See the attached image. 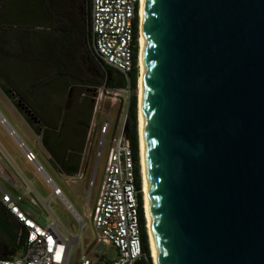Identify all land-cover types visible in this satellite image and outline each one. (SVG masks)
Listing matches in <instances>:
<instances>
[{
    "label": "water",
    "instance_id": "1",
    "mask_svg": "<svg viewBox=\"0 0 264 264\" xmlns=\"http://www.w3.org/2000/svg\"><path fill=\"white\" fill-rule=\"evenodd\" d=\"M142 78L158 264H264V0H144Z\"/></svg>",
    "mask_w": 264,
    "mask_h": 264
},
{
    "label": "built area",
    "instance_id": "2",
    "mask_svg": "<svg viewBox=\"0 0 264 264\" xmlns=\"http://www.w3.org/2000/svg\"><path fill=\"white\" fill-rule=\"evenodd\" d=\"M140 6L141 0H90V51L98 62L120 73L127 83L124 88L109 89L103 84L93 88L92 126L96 124L94 114L98 102L106 95L115 96L117 92L122 91L125 93L128 105L129 74L135 66H138ZM126 117L127 106L122 113L119 129L113 132L109 140L104 177L93 210L88 215L94 236L93 245L113 246L116 257L102 261V255L95 253L89 255L85 251L77 256V264H133L143 255L142 227L139 221V196L141 195L142 198V192L141 187L138 188L136 184L135 162L130 139L125 130ZM108 128L109 117H106L101 123L102 141L107 135ZM37 138H40V135ZM18 145L24 148L21 142ZM97 156H100V150ZM24 157L43 176L45 184L51 189L52 196L59 198L66 209L73 213L81 232V227L85 224L84 219L65 202L61 189L44 172L43 167L37 162L35 153L25 147ZM64 177L72 182L81 178L82 173L77 172ZM13 183L15 184L14 181ZM24 200L32 206H39L32 195H27L26 192L12 195L0 184V208H5L18 223L17 240L22 237L15 253L0 257V264H68L70 253L75 254L77 249L76 245L72 244V234L64 228L60 229L55 221L46 219L45 223H40L36 216L46 218L44 210L41 208L40 213H35L31 209L22 208L20 203ZM40 201L47 205V201Z\"/></svg>",
    "mask_w": 264,
    "mask_h": 264
},
{
    "label": "trees",
    "instance_id": "3",
    "mask_svg": "<svg viewBox=\"0 0 264 264\" xmlns=\"http://www.w3.org/2000/svg\"><path fill=\"white\" fill-rule=\"evenodd\" d=\"M83 1L27 0L28 6L23 9L21 13L23 19H20L15 11L17 6L21 5L20 0H0V39L10 37L8 31L3 27L4 25L10 27L31 20L33 23L31 25L41 27L42 31L40 32L20 30L23 33V42L25 43V65L30 71L25 73L23 83L17 85L11 79L9 83L11 90L18 94L20 104H23L30 113L29 121L37 124V127L35 126L36 132L40 135V142L43 147L58 166V170L66 175L79 171L87 127L92 116L91 88H96L102 84L109 89L124 88L127 85L120 73L98 62L93 57L89 48L90 0H86V9L83 7ZM74 39L82 44L81 53L79 52L81 58L90 65H95L98 75L86 74L81 67L76 65L77 58L73 49H70ZM36 42L38 43L37 53L39 52V57L34 59L33 46ZM9 46L10 49L15 48L11 46V42H9ZM2 48L3 45L0 42V52H2ZM21 52V49H19V55ZM75 66L81 68L79 73H76ZM9 68L10 64L2 61L0 73L5 76ZM50 69L53 70L51 74L47 72ZM137 75V67L135 66L129 74L130 97L127 105L125 130L130 139L135 162L136 184L140 188L136 109ZM55 77H59L62 82V88L59 91L47 88L51 85L50 83L56 81L54 80ZM84 77L86 79H83ZM81 84L88 85L90 88L84 94L87 102L82 103L77 99L72 103L73 93L79 96L81 92L78 90L75 92L76 87ZM89 96L91 98L88 101ZM139 201L143 255L133 264H152L149 256L141 195ZM18 231L19 228L16 233V248L22 241V237L17 240ZM13 252L14 250L7 247L0 229V257L8 256Z\"/></svg>",
    "mask_w": 264,
    "mask_h": 264
},
{
    "label": "rangeland",
    "instance_id": "4",
    "mask_svg": "<svg viewBox=\"0 0 264 264\" xmlns=\"http://www.w3.org/2000/svg\"><path fill=\"white\" fill-rule=\"evenodd\" d=\"M19 6L16 8V15L20 19H23V15L21 14L23 9L28 6L27 0H20ZM20 13V14H19ZM33 24L31 20L26 21L24 23H17L16 25H12L9 27V25H4V29L8 31L9 40L12 44L11 46L21 49L22 59L19 58L18 66H19V72H22L25 76V73H28L30 69L26 67L25 62V43L23 38V33L20 30H30L35 32H40L41 27L31 25ZM19 31V32H18ZM14 35V36H12ZM34 41H36L34 39ZM21 44V46H20ZM20 46V48H19ZM37 47L38 43L33 46V57L36 59L38 56L37 53ZM5 49L7 51L6 58L7 60H10L12 56V49H10V46H5ZM70 49L74 51V54L76 56V65L78 67H81L84 73L86 74H93L95 67L93 65H90L85 62L81 57L82 50V44L77 40L74 39L72 41V46ZM31 59V58H29ZM22 60V61H21ZM9 70L12 68L11 63ZM76 73H79L81 68H77L75 66ZM54 69V68H53ZM90 69V70H89ZM93 69V70H91ZM52 69L47 70L48 73H52ZM49 74V75H50ZM137 74H138V66H137ZM55 82L50 83L47 88L50 90H60L62 88V82L59 80V77H55ZM58 80V81H57ZM77 84V83H75ZM77 89L75 92L83 91V87H76ZM137 88V87H136ZM84 92V91H83ZM82 92V93H83ZM80 94V96H77L75 93H73L72 96V103H74L77 99L78 101H81L82 103H86L87 99L86 96H83V94ZM91 96L93 95L91 91ZM78 97V98H77ZM90 96L88 97V101L90 100ZM137 100V97H136ZM93 106L94 102L92 101ZM127 106V100L125 97V93L122 91L117 92L115 96L113 95H106L102 98L101 101L98 102L97 105V111L94 114V117L96 119L95 126L91 125V119L89 121L88 127H87V133H86V139L84 143V147L81 153V160H80V166L79 171L82 173V177L79 179H76L75 181H67L64 177L66 174L59 171L52 161L43 160L41 161L46 173L53 179L55 184L61 189L65 199L70 204L72 209L78 213L85 221V224L81 227V232H79V223L75 219V216L72 212H70L68 209H66L65 204L57 197L52 196V192L49 186H47L44 182L43 176L38 172H33V175L30 174L29 169H24L23 167L19 166L21 180L24 182L25 185L28 186V183L31 185L32 188L30 193L32 196L38 201L40 209L42 208L44 215L46 218H39L40 223H45L46 219H49V221H55L57 226L60 229H65L68 233L72 234V244L73 246L76 245V253L73 254L70 253V258L68 261V264H77L76 259L77 256L80 255L83 252H87L89 255L92 253H95L99 256L102 255V261L104 259H114L116 257V250L111 245H103L99 249H95V245H93V231H91V220L88 218L89 213L92 212L95 200L98 194V191L100 189L103 177H104V165H105V159L106 154L109 146V140L111 139L113 132H115L120 127V120L123 111L126 109ZM93 109V108H92ZM137 109V108H136ZM106 117H109V128L107 135L102 141L103 135L100 133L101 129V123L103 120L106 119ZM116 127V129H115ZM3 129L2 126H0V130ZM138 136V132H137ZM102 141V146L100 145V142ZM34 144L38 147L40 146V142L37 138H34L33 140ZM100 150V156H97V152ZM139 152V147H138ZM139 172H140V164H139ZM72 175V174H70ZM141 178V177H140ZM141 182V181H140ZM40 200L47 201V205L42 203ZM87 200V203H86ZM33 210L38 211V209L35 206H32ZM149 247V245H148ZM72 259V260H71Z\"/></svg>",
    "mask_w": 264,
    "mask_h": 264
},
{
    "label": "crops",
    "instance_id": "5",
    "mask_svg": "<svg viewBox=\"0 0 264 264\" xmlns=\"http://www.w3.org/2000/svg\"><path fill=\"white\" fill-rule=\"evenodd\" d=\"M8 40L9 38L0 39L1 45H3V48L1 49L2 52H0V64H2L3 61L6 63H11L12 65L11 70L6 71L5 76L0 73V120L2 121L0 122V126H2L3 128L0 130V184L12 195H16L21 192H26L27 195L31 196L32 194L30 193V188L32 187L29 183L28 186L25 185L24 182L21 180V177L19 176L20 169L18 168L19 166H21L24 169H29L30 174L32 175L34 171L37 172L35 170L34 165L26 161L24 157L25 147L35 153L37 162L42 167V159L52 161L57 169L58 166L55 164L50 154L43 147L42 143L40 142V138H37V124L35 122L32 123L29 121L28 117L30 113H28L27 108L23 104H20L18 94L11 90L12 88L9 83L10 79L11 81H13V83L18 85L23 83L24 75L22 72H19L18 61L20 57V59H22V54L19 55L18 48L12 49V53L10 55L12 56L11 62H9L10 60H7L6 58L7 51L5 49V46H9L10 41L8 42ZM93 66L95 67V65ZM92 73L94 75H98L95 69ZM83 79H86V77H84ZM77 87H83L84 92L82 90L80 92V94L83 92V96L86 91L90 89L88 85L84 86L83 84L78 85ZM91 90L93 89L91 88ZM34 138L38 139L41 147H38L34 144ZM20 142L23 144L24 148L19 147L18 144ZM44 172L46 173L45 169ZM12 180L15 182V184ZM65 202L68 203L66 199ZM20 206L22 208L31 209L35 213L41 212L39 206H35L38 211L33 210L32 205H30L27 200H24L22 203H20ZM36 218L39 221V218L41 217L36 216ZM18 226V223L14 220L12 215L5 208L1 207V233L3 234L7 247H9V249L14 250L13 253H15L18 248L15 247L16 233L19 228Z\"/></svg>",
    "mask_w": 264,
    "mask_h": 264
},
{
    "label": "bare ground",
    "instance_id": "6",
    "mask_svg": "<svg viewBox=\"0 0 264 264\" xmlns=\"http://www.w3.org/2000/svg\"><path fill=\"white\" fill-rule=\"evenodd\" d=\"M140 19H139V38H138V75H137V92H136V108H137V132H138V147H139V164H140V177H141V192L143 200V214L145 219V228L147 233V240L149 245V256L152 264H158L151 228H150V211H149V198L146 188V161L144 151V139H143V111H142V99L141 92L143 88V30H144V0H141L140 6Z\"/></svg>",
    "mask_w": 264,
    "mask_h": 264
},
{
    "label": "flooded vegetation",
    "instance_id": "7",
    "mask_svg": "<svg viewBox=\"0 0 264 264\" xmlns=\"http://www.w3.org/2000/svg\"><path fill=\"white\" fill-rule=\"evenodd\" d=\"M83 7L86 9V0L83 1Z\"/></svg>",
    "mask_w": 264,
    "mask_h": 264
}]
</instances>
